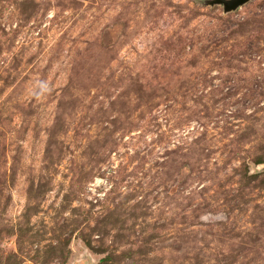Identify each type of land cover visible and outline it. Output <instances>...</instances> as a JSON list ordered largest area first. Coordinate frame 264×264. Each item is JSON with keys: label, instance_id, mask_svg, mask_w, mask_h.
Masks as SVG:
<instances>
[{"label": "rangeland", "instance_id": "obj_1", "mask_svg": "<svg viewBox=\"0 0 264 264\" xmlns=\"http://www.w3.org/2000/svg\"><path fill=\"white\" fill-rule=\"evenodd\" d=\"M0 0V264H264V0Z\"/></svg>", "mask_w": 264, "mask_h": 264}, {"label": "water", "instance_id": "obj_2", "mask_svg": "<svg viewBox=\"0 0 264 264\" xmlns=\"http://www.w3.org/2000/svg\"><path fill=\"white\" fill-rule=\"evenodd\" d=\"M247 0H223L222 3L226 10H231L241 5Z\"/></svg>", "mask_w": 264, "mask_h": 264}]
</instances>
